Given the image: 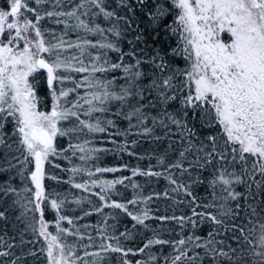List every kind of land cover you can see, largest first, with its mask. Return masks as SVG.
<instances>
[{
	"label": "snow or ice",
	"instance_id": "obj_1",
	"mask_svg": "<svg viewBox=\"0 0 264 264\" xmlns=\"http://www.w3.org/2000/svg\"><path fill=\"white\" fill-rule=\"evenodd\" d=\"M34 2L36 7H31L29 0H7V10H0V146L12 149L15 145L23 162L34 164L28 176L34 189L32 198L27 204L13 203L22 209L21 217L29 212L38 214L25 230L42 238L40 251L47 264H103L102 253L121 254L122 264H161V259L163 264H264V0H136L147 17L139 31L132 29V18L127 15L136 16V7L129 0H116L117 7L126 10L123 16L115 9L108 10L105 0ZM45 4H50L51 10ZM68 5L71 7L63 10ZM100 16L109 27L96 23ZM168 16L172 20L164 24ZM52 18L63 25V31L57 33L42 25ZM129 29L136 34L127 40L129 48L125 50ZM69 32L76 34L75 41L67 39ZM162 32L165 40L174 39L175 44L165 45L160 40ZM89 36L101 39L94 41ZM141 44L144 47L138 49ZM41 82L47 89L43 97L37 93ZM41 105L46 110H41ZM146 109L157 111L151 115ZM118 120L128 122L123 132ZM8 125L10 132L5 131ZM157 126L169 131L174 126L181 144L175 163L164 158L158 163H168L169 169L188 173L190 179L192 170H197L190 184L167 177L173 191L183 190L191 197L190 203L196 206L191 216L150 217V209H129L128 205L146 204L151 196L127 204L109 203L108 193L129 177L92 180L91 187L100 191L91 194L102 203L95 209L97 213L103 208L118 209L134 222L133 228L140 226L146 231L150 218L162 223L176 221L180 238L163 239L153 230V237L143 246L126 249L120 238L131 240V231L110 236L104 234L106 229H98L102 233L101 242L95 245L99 251L85 250L83 256L77 255V246L66 242V237H84L78 229L70 231L63 226V222L73 225L74 220L61 214L66 198L53 199L46 192L43 181L58 178L47 176L45 164L52 162L50 157L69 159L68 153H79L80 161L87 164L98 160L99 153L112 151L92 146L95 140L91 138L73 142L82 136L107 133L109 137H127L134 128L143 130L137 135H151ZM58 138H67L66 148L58 150ZM109 142L116 145L115 151H127V142ZM189 155L193 159L185 167ZM120 170L95 167V173ZM68 171L94 174L84 167ZM131 171L132 176L161 175L151 169ZM67 182L89 191L88 182L75 183L71 178ZM192 183L206 187L205 202L193 195ZM0 191L16 190L0 187ZM45 204L55 212V233L45 219ZM201 207L205 211L196 210ZM5 218V212L0 211V219ZM205 224L209 230L206 236L200 235ZM188 225L191 231L185 234ZM88 240L93 237L89 235ZM21 243H25L23 239ZM93 246L89 243L84 248ZM154 246H168L172 251L157 255ZM36 255L32 250L20 255L0 250L6 264H22L26 256ZM130 255L146 259L133 262L127 258ZM89 256L94 259H85Z\"/></svg>",
	"mask_w": 264,
	"mask_h": 264
},
{
	"label": "trees",
	"instance_id": "obj_2",
	"mask_svg": "<svg viewBox=\"0 0 264 264\" xmlns=\"http://www.w3.org/2000/svg\"><path fill=\"white\" fill-rule=\"evenodd\" d=\"M79 0H73V3H77ZM133 6L136 7V16L132 17L131 13L127 15L132 18V29L139 31L145 27L144 21L147 20V17L139 9V6L136 5V0H129ZM31 7H36L34 0H29ZM105 4L108 6V10L115 9L117 13L121 16L126 14L125 11H121L117 7L116 0H105ZM46 9L51 10L50 4H45ZM71 5H68L63 10H68ZM8 4L7 0H0V10H7ZM59 10V9H58ZM28 15L34 19L31 13ZM87 20L88 18L85 17ZM172 20L171 16H168L164 20V24L169 23ZM96 23L100 24L102 27H109L110 25L104 21L103 17H97ZM42 25L45 28L53 30L57 33L63 31V25H57L55 23V18L52 20L45 19L42 21ZM122 27L127 28V25L121 22ZM139 25V28H137ZM132 29H129L125 33V40L123 42V47L125 50H128L129 45L127 43L128 39H133L136 32ZM84 35V33H80ZM147 36V33H145ZM49 39L51 37H48ZM76 34L69 32L67 39L76 40ZM91 40L101 39L98 36H89ZM149 43H152L151 37H148ZM160 40L164 44H175V40H165L163 32L161 33ZM138 49L143 48L144 45H138ZM95 52V50H92ZM113 56L115 54H112ZM109 78H111L109 76ZM46 83L41 82V85L37 88V93L39 96L43 97L46 93ZM41 110H46L44 105H41ZM172 110L171 108L169 109ZM150 112L151 115L156 114V109H146ZM118 128L121 132L128 128V122L125 120H118ZM135 123V122H134ZM149 128L152 127L151 120L147 122ZM6 132L11 131V125H8L5 129ZM141 128L132 129V134L127 137L121 135L116 137H109L107 133L95 134L94 137H81L80 141L73 140L76 142H83L85 138H91L95 140V144L92 146L100 147L104 149H111L112 151L101 152L99 153V159L96 161H89L87 164H84L79 159V153L76 156H72L71 153H68L69 159H66L64 155L60 157H50L51 163L45 164V171L47 176H55L58 180H53L46 178L43 183L45 185V190L49 196L53 199H65L68 201L61 208V214L66 215L69 218L74 220L73 225H68L66 222H63V226L70 231L79 230L81 235L84 237L83 240H80L78 237L68 236L66 237V242L75 244L77 246V255L83 256L84 251L89 252L99 251L98 245L101 242V232L98 229H106L104 234L107 235H116L119 236L121 232L125 230L131 231L134 235L133 238L129 241H125L123 237L120 238L121 245L123 247L137 249L143 246V243L147 239L153 237V230L160 235L163 239H179L178 233H180V228L176 221H166L161 222L158 219L150 218L146 223L149 225V230H144L142 227L137 226L133 228L134 222L123 212H120L118 209L113 208H103L101 213L95 211L96 208L102 207V203L99 198L95 195H92L93 192H99V187H91V181H115L117 179H122L124 177H129L130 179L125 180L123 184H117L115 187L108 193L109 203L116 201L119 203L127 204L129 200L137 199L138 201H143L147 197L151 196L152 199L146 204L141 202L138 203L135 207L128 205L129 209L133 212H137L142 209H150V217H160V216H191L192 208L196 207L194 204L190 203L191 197L185 196L183 190L179 192L173 191V185H171L167 179L169 175L173 176L178 183L181 184H190L192 180H195L197 175V170L193 169L191 173V179L188 173H181L179 169H169L168 163H165L161 166L158 163L160 158H164L167 162L175 163L178 157V153L181 150V144L179 143V136L174 135L177 132L174 126H171V131L168 129L157 126L151 135H137L136 133L142 132ZM159 137V138H157ZM114 139L118 144L123 145L127 142V151L117 152L115 151L116 145L110 143L109 140ZM135 141V143H133ZM9 143L11 141L9 140ZM68 144L67 138H58L57 148H66ZM134 153V155H129L128 153ZM191 155L188 156V159L185 161V167L188 166V161L192 160ZM59 165V167H56ZM99 166L102 168H119L120 171L117 172H105V173H95V167ZM127 166V167H125ZM73 167H84L91 170L94 174L93 176H88L87 172H82L74 174L68 169ZM131 169H138L140 171H148L151 169L153 172H160V176H144L136 175L132 176ZM34 170V164L23 162V156L19 151H17L16 146L13 145L12 149H7L4 146H0V187H10L15 189V192H9L5 194L0 191V211L5 212V219H0V250L3 251H13L17 255L22 253L26 254L29 250L35 251L36 256H26L22 264H47L44 254L40 251L43 246L42 238L34 236L31 229L25 230L26 224L31 222V218L34 213H27L26 216L21 217V211L19 204L13 203V201H20L21 203L27 204L28 200L33 196V186L31 181L28 179V176L31 171ZM204 177L208 176V173L203 174ZM70 178L75 183H84L88 182L90 187L89 191H83L80 189L73 188L70 181ZM132 184L138 185V187L133 188ZM31 189V190H26ZM191 191L193 195L201 202H205V197L207 195L206 187L204 185L191 184ZM18 193V195H17ZM167 193V195H165ZM79 200L80 203L77 204L76 201ZM197 211H205V209L196 208ZM85 212H91V215L85 216ZM17 217H20L18 219ZM45 219L49 222L50 231L55 233V212L48 208L45 204ZM106 221V222H105ZM87 225L88 227H85ZM209 226L207 224L203 225L199 229V234L206 236ZM191 231V225L187 226L185 234ZM93 237V241L88 240V236ZM21 239L25 243H21ZM36 241L35 244L30 243L31 241ZM115 243V241H112ZM93 243V247L84 248V245ZM12 244L14 247L8 249L7 245ZM152 251L157 255H167L172 250L168 246H154ZM102 255L105 256L103 264H122V257L119 253H107ZM9 257L8 259H12ZM131 261L136 259H146L143 256H129L127 257ZM88 261L94 259L89 256L86 257ZM0 264H6L5 258H0ZM161 264L163 260L161 259Z\"/></svg>",
	"mask_w": 264,
	"mask_h": 264
}]
</instances>
